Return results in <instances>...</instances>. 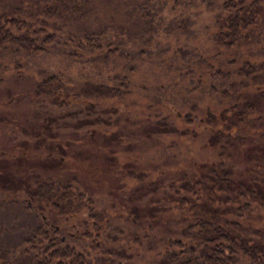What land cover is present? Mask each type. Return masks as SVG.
<instances>
[{
  "label": "rangeland",
  "instance_id": "rangeland-1",
  "mask_svg": "<svg viewBox=\"0 0 264 264\" xmlns=\"http://www.w3.org/2000/svg\"><path fill=\"white\" fill-rule=\"evenodd\" d=\"M222 1L3 0L16 12L8 8L7 17L18 18L17 30L39 29L38 44L43 36L50 41L42 42L45 49L36 55L7 49L0 56V176L25 181L10 191L0 184V264L65 259L61 254L57 259L35 256L27 238L32 221L22 201L38 176L82 189L102 215L100 239L85 245V264H154L165 250L178 249L170 245L175 239L194 247L185 227L195 219L191 213L198 205L191 209L193 201L207 199L205 187L215 184L210 167L228 165L234 181L258 183L264 191V0L254 22L243 30L247 37L228 49L209 34ZM149 19L153 27L146 30ZM148 35L143 44L141 36ZM92 36L100 37L101 46L118 41L124 48L151 52L143 57L133 52V58L116 53L108 61L75 49ZM71 49L77 54L70 55ZM51 74L58 84L35 93L40 79ZM97 82L120 86L125 93L85 97L94 94ZM242 101L252 108L243 126L231 129L240 140L223 141V150L221 143L209 145L214 129L204 126L206 112L229 123V106ZM95 119L99 121L89 122ZM169 125L188 133L153 130ZM41 161L52 162V168H41ZM197 179L202 185L194 183ZM185 182L191 187H184ZM212 192L220 198L231 193L216 187ZM177 194L187 197L183 208ZM247 200L253 210L241 217L238 229L249 244L258 237L251 229L264 228V201ZM135 214L144 218L139 225ZM123 251L129 257L121 263ZM257 254L255 261L237 252L235 264H264V253Z\"/></svg>",
  "mask_w": 264,
  "mask_h": 264
},
{
  "label": "trees",
  "instance_id": "trees-1",
  "mask_svg": "<svg viewBox=\"0 0 264 264\" xmlns=\"http://www.w3.org/2000/svg\"><path fill=\"white\" fill-rule=\"evenodd\" d=\"M261 4V0H223L220 6V13L214 19V30L210 31L209 34H212V41H214L218 46H223L225 49H228L232 45L239 46L241 42H243V37H247L244 35L243 30L247 29V27L252 24L254 21L255 15L258 14V8ZM8 8L12 13L13 9L9 5L7 6L6 2L0 0V56L1 52L7 49H11L13 53H24L26 55L29 54H39V51L44 50V45L42 42L49 43V37H42L40 41L41 44L37 42L38 30H24L21 32L18 29L19 20L18 18L7 17L10 12H8ZM16 12L13 11L12 14ZM24 23V22H22ZM146 30H151L153 26H151V20H147ZM14 30V31H13ZM150 33V31H149ZM142 39L146 40L143 42H148L150 40L149 35L147 39L144 36H141ZM44 38V39H43ZM86 38L87 42L85 44L83 41L79 42L78 47L74 46L75 49L79 50L83 48V50L87 54H95L98 58H104L105 60H111L112 57L117 53L118 56H128V58H133L132 53L135 52L137 55L145 56V54H150V49H139L132 48L131 46L122 47V42H114L108 41L105 42L102 46V41H100V37L98 39L95 36ZM95 38V40L93 39ZM85 42V41H84ZM80 51V50H79ZM70 55H75L76 51L71 49L68 51ZM23 54V55H24ZM77 54V53H76ZM94 57V55H92ZM1 80V77H0ZM54 82L58 84L56 80V75L51 74V76L47 78L40 79L38 82L37 89H35V93H39L41 90H45L48 86H51V83ZM104 86V87H102ZM94 94L87 92L85 97H121L125 91L119 87H109L107 85L99 84V82L95 83L92 86ZM89 108L92 107L91 104L88 105ZM252 106L247 103V101H242L241 103L234 102L229 106V113L233 117L229 123H220L217 120H214V116L212 111H207V119H205L204 126L206 128L214 129L212 135L209 137L210 143L209 145L213 146L214 143L219 144V148L223 150L224 142L226 144H231L234 139L240 140L237 136L233 138L231 135V129L236 130L237 128L243 126V122L245 121L246 114L251 110ZM226 110H222L221 117L226 114ZM230 117V114H229ZM228 117V118H229ZM99 121V119L89 120V122L94 123L95 121ZM214 120V122H212ZM214 124H210V123ZM166 124V121H163ZM190 123V122H189ZM210 124V125H207ZM221 125V127L219 126ZM213 126V127H212ZM48 130V129H47ZM157 133L175 132L180 135L181 133H188L187 130H178L172 125H169L166 129L159 128L153 129ZM211 130V129H210ZM243 141V138H242ZM223 142V143H222ZM49 150H52L51 146L46 145ZM63 150L61 149L60 152ZM223 154V153H221ZM229 154V153H228ZM48 158L51 160L60 161L58 156L51 157L47 154ZM53 163L47 161H41L39 166L43 169L52 168ZM210 171V178L215 182L214 186L205 187V191L209 193L207 199L202 202H196L195 200L192 203L191 209H194L197 205V209L194 210L191 214L195 218L191 223L188 222L185 227V233L191 236L192 246L188 245L184 246L180 244L179 239L171 240L170 245L178 247L176 250L167 249L163 254L160 255L157 259H155L154 264H235L237 259V252L244 253L252 259L255 260L258 256V252L262 251L264 253V228L259 229H251V231L257 235V239L254 237L251 238V242L248 244L247 239L240 233L239 229L242 227L241 217L248 215L253 210L252 204L247 200L248 196H251L252 200H259L261 202L264 201V191L261 189L258 183L252 184V182H242L241 180L234 181V173L233 170L228 165L221 164L218 169H212L211 167L207 169ZM25 181H21L15 176H0V184L2 185V190H14L15 185L24 184ZM195 184L202 185L198 179L194 182ZM70 182H61L60 180H54L47 176L45 178H40L39 176L35 178V185L39 186V188L35 189H27V198L30 201H35L36 199H40V201L44 200H52V201H67L68 197L66 196L69 193L68 189H61L58 186L66 187ZM34 185V186H35ZM186 185V186H185ZM184 187H191L189 183L185 182ZM54 188H50V187ZM220 189V191L231 192L230 194H226V196L220 198L219 195L215 194V197H212L211 193L212 188ZM176 192V191H175ZM232 194V195H231ZM180 205L183 204V201L186 200L187 197L176 196ZM79 199H83L89 201L90 199H86L83 196H79ZM215 199L220 200V202L225 203L226 205L221 207V204L214 203ZM264 203V202H263ZM62 207V206H61ZM183 208V205H181ZM64 209V206L62 207ZM150 215H153L154 212L149 211ZM137 216V214H135ZM134 215V216H135ZM138 217V216H137ZM134 221L137 218L133 219ZM133 221V223H134ZM140 217L136 221L137 224L142 223ZM152 224V223H151ZM238 229V230H237ZM146 237V234H143ZM133 239L136 241L139 239V235L137 232L133 233ZM183 247H188L186 250ZM184 251L188 252L187 257H184ZM121 252L118 256L121 263H123L124 257H129L128 254H124ZM60 255H51L50 259H57ZM84 258L79 255H73L71 259V264H85ZM256 261V260H255ZM55 264H67L64 261H58Z\"/></svg>",
  "mask_w": 264,
  "mask_h": 264
},
{
  "label": "flooded vegetation",
  "instance_id": "flooded-vegetation-1",
  "mask_svg": "<svg viewBox=\"0 0 264 264\" xmlns=\"http://www.w3.org/2000/svg\"><path fill=\"white\" fill-rule=\"evenodd\" d=\"M58 187L69 190V193L66 194L67 201H40V199L30 201L26 196L25 201H22L23 204L25 203L22 209L27 210L25 214L31 216L32 222L29 225L30 232L27 238L34 244L33 254L46 257H51L53 254L65 255V262L71 264L73 255L84 257V254H87L85 246L88 244L87 240L100 239L103 226L102 215L93 209L94 201L78 198L79 196L85 197L82 189L71 186V184L66 187ZM35 188H39V186L35 185L30 189ZM17 201L11 202L15 204ZM61 206H64V209ZM82 240L86 243L82 242L81 244ZM61 243H64V246H61ZM77 245H80L83 250L76 249ZM90 246L93 248L96 245L92 242ZM59 260L64 261L62 258ZM42 261L39 264H42Z\"/></svg>",
  "mask_w": 264,
  "mask_h": 264
}]
</instances>
